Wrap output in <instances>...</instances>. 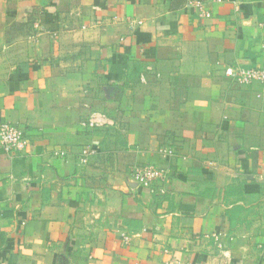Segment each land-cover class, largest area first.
Wrapping results in <instances>:
<instances>
[{
	"label": "crops",
	"instance_id": "0c3cea01",
	"mask_svg": "<svg viewBox=\"0 0 264 264\" xmlns=\"http://www.w3.org/2000/svg\"><path fill=\"white\" fill-rule=\"evenodd\" d=\"M189 1L0 0V264H264V0Z\"/></svg>",
	"mask_w": 264,
	"mask_h": 264
},
{
	"label": "built area",
	"instance_id": "2783aa9c",
	"mask_svg": "<svg viewBox=\"0 0 264 264\" xmlns=\"http://www.w3.org/2000/svg\"><path fill=\"white\" fill-rule=\"evenodd\" d=\"M189 6L194 7L198 11L201 18H211V14L203 9V3L197 0H190ZM264 30V25L261 26ZM261 53L264 55V42L260 43ZM232 82L240 87H251L254 85H264V64L257 67H246L241 65L231 66L225 72ZM111 124L109 118L98 112H93L87 120V127L91 129H101ZM30 147V142L23 130L10 122L0 120V148L9 153L25 152ZM158 153L164 158H172L176 155L174 148H159ZM96 154V150L88 148L84 153V157L80 160L81 164L86 165L89 158ZM55 156L65 158L66 153L55 152ZM132 181L138 186L148 188L154 195L164 194L162 188L168 182L169 171L160 168L154 164L132 165L131 166ZM212 238L219 249H223V244L219 235L214 234ZM132 236L126 235L124 243L129 245ZM168 252V251H166Z\"/></svg>",
	"mask_w": 264,
	"mask_h": 264
}]
</instances>
